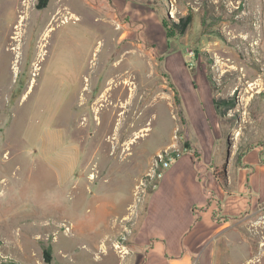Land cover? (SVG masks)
Instances as JSON below:
<instances>
[{
	"label": "rangeland",
	"instance_id": "obj_1",
	"mask_svg": "<svg viewBox=\"0 0 264 264\" xmlns=\"http://www.w3.org/2000/svg\"><path fill=\"white\" fill-rule=\"evenodd\" d=\"M169 60L209 80L217 172L264 148V0H0V264H137L156 159L198 154ZM207 211L214 264H264V204Z\"/></svg>",
	"mask_w": 264,
	"mask_h": 264
},
{
	"label": "crops",
	"instance_id": "obj_2",
	"mask_svg": "<svg viewBox=\"0 0 264 264\" xmlns=\"http://www.w3.org/2000/svg\"><path fill=\"white\" fill-rule=\"evenodd\" d=\"M166 66L188 122L187 137L198 154L185 149L158 179L135 236L138 251L132 256L137 264H205L207 258V264H214L225 247L219 246L220 240L226 236L231 240L232 230L215 231L217 225L206 210L216 200L222 218L236 219L258 211L264 204V148H251L239 161L231 160L224 177L217 172L213 158L223 132L209 80L206 77V86L201 88L181 63L174 69L169 60ZM199 212L206 213L201 216ZM233 249L230 242V255Z\"/></svg>",
	"mask_w": 264,
	"mask_h": 264
},
{
	"label": "trees",
	"instance_id": "obj_3",
	"mask_svg": "<svg viewBox=\"0 0 264 264\" xmlns=\"http://www.w3.org/2000/svg\"><path fill=\"white\" fill-rule=\"evenodd\" d=\"M192 18L190 16L181 18L178 24H172L170 23V19L168 16L163 18V25L166 29L167 38L174 39L178 35H182L185 33L187 26L191 23ZM176 103L180 104V99L177 96ZM216 104V103H215ZM240 160V159H239Z\"/></svg>",
	"mask_w": 264,
	"mask_h": 264
},
{
	"label": "built area",
	"instance_id": "obj_4",
	"mask_svg": "<svg viewBox=\"0 0 264 264\" xmlns=\"http://www.w3.org/2000/svg\"><path fill=\"white\" fill-rule=\"evenodd\" d=\"M167 155L159 154L158 158L155 161V164L153 166L151 177L155 179H160L163 176V173L171 166L173 161L178 156L172 155L170 153H166Z\"/></svg>",
	"mask_w": 264,
	"mask_h": 264
},
{
	"label": "bare ground",
	"instance_id": "obj_5",
	"mask_svg": "<svg viewBox=\"0 0 264 264\" xmlns=\"http://www.w3.org/2000/svg\"><path fill=\"white\" fill-rule=\"evenodd\" d=\"M17 38V37H16Z\"/></svg>",
	"mask_w": 264,
	"mask_h": 264
}]
</instances>
